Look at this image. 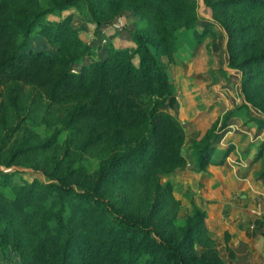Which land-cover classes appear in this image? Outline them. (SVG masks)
Wrapping results in <instances>:
<instances>
[{
  "label": "trees",
  "instance_id": "trees-1",
  "mask_svg": "<svg viewBox=\"0 0 264 264\" xmlns=\"http://www.w3.org/2000/svg\"><path fill=\"white\" fill-rule=\"evenodd\" d=\"M21 1L0 0V84H31L50 102L81 99L84 118L128 133V141L118 147L117 158L101 166L90 186L81 187L56 175L13 185L8 206L0 202V252L7 259L8 246L17 254V260L9 264H196L188 261L187 253L191 254L188 249L194 232L203 228L200 209H193L178 236L171 238L148 218L119 210L100 189L110 175L119 178L122 174L130 182L150 185L154 207L161 197H171V182L160 181V176L186 165L181 152L184 127L175 112L167 109L175 110V94L165 61L153 48L162 49L167 61L174 60L181 45L175 30H190L199 22L194 1L129 0L152 25L154 37L129 31L132 46L115 47L107 40L104 55L86 62L83 59L95 51L77 37L71 15L45 19L46 14L59 15L78 0H47L32 9L14 6ZM85 1L97 27L111 22L109 17L96 15L90 0ZM105 1L115 6L122 0ZM203 1L208 6L230 3ZM246 4L255 7L256 17L235 29L239 52L264 37V0H247ZM202 18L207 19L205 23L214 21ZM214 22L225 32L226 65L239 71L242 93L248 76L240 66L264 61V49L235 61L228 26ZM72 64H78V69L73 70ZM232 115V108L226 110L220 130L215 131L211 123L201 137L190 141L192 169L205 171L208 163L223 162L232 144L217 159L211 160L210 155ZM254 224L258 232L253 234L264 239V218L255 219Z\"/></svg>",
  "mask_w": 264,
  "mask_h": 264
},
{
  "label": "rangeland",
  "instance_id": "rangeland-1",
  "mask_svg": "<svg viewBox=\"0 0 264 264\" xmlns=\"http://www.w3.org/2000/svg\"><path fill=\"white\" fill-rule=\"evenodd\" d=\"M193 1L198 19H201L199 13L203 7L202 11L208 19L228 26L235 61L250 51L264 49V37L240 52L239 46L235 45L238 43L235 29L256 17L255 7L249 8L247 0H230L227 5L212 6L204 4L203 0ZM46 2L23 0L14 6L32 9ZM90 2L96 15L109 17L111 21L120 20L125 35L128 36L129 31H136L146 38L154 37L152 25L129 0H122L115 6L105 0ZM66 14L71 15V25L76 28L77 37L89 43L95 51L85 57L84 62L103 56L107 40L100 41L99 26L91 20L86 1L78 0L59 15L46 14L45 19L56 20ZM214 21L213 24L218 25ZM249 38L247 35L246 39ZM113 41H110L112 45ZM153 50L162 61L166 60V56L161 54L162 49L154 47ZM78 67V64H72L73 70ZM240 67L247 69L248 86L240 93L239 71L233 69L231 93L236 100L231 97L230 105L233 106L228 105L222 110L225 112L232 108L233 115L227 120L223 142L217 146L223 137L221 135L210 159H217L229 144H232V148L222 163H208L220 167L216 170L217 176L224 172L221 165H230L227 183L221 188L211 184L202 192V182L199 184L198 179L195 182L188 180L187 176L195 170L191 167L194 161L189 145L191 140H186L181 146L186 165L172 174L160 176V181L167 179L171 182V197H161L156 207L150 185L130 182L122 174L119 178L110 175L100 186L119 210L131 216L148 218L171 238L178 236L193 209H200L203 228L194 232L193 242L188 249L191 254L187 253L188 261L196 264H262L264 260V239L258 233L253 234L255 230L258 232L254 220L264 218V61L247 67L241 64ZM82 108L83 101L78 98L50 102L38 88L28 83L10 81L0 84V202L8 206L13 185L34 178L43 180L56 175L81 187L90 186L101 166H106L112 158L119 156L118 147L128 141V133L84 118ZM223 112L210 122L215 131L220 130ZM238 114L240 117L237 118ZM117 169L120 172L122 168L118 166ZM204 194L209 196L204 198ZM169 215H173V218L167 220ZM5 252L7 259L0 252V264L17 260V254L8 246ZM201 253L205 259L201 258Z\"/></svg>",
  "mask_w": 264,
  "mask_h": 264
},
{
  "label": "crops",
  "instance_id": "crops-1",
  "mask_svg": "<svg viewBox=\"0 0 264 264\" xmlns=\"http://www.w3.org/2000/svg\"><path fill=\"white\" fill-rule=\"evenodd\" d=\"M204 20L199 19V22L188 31L182 27L176 30L181 46L177 48L174 60H165V68L171 78L176 99L175 110L167 109L175 112L183 125L184 143L186 140L201 137L212 118L218 117L232 102L233 69L226 65L225 34L218 25H214L213 22L205 23L207 19ZM113 46H132V41L121 30L117 32ZM232 106L231 104L230 107ZM223 138L225 134L221 139L219 138L217 146H220ZM228 167L226 163L221 165L224 172L217 176L216 170L220 167L207 164L205 171L192 170V174L187 178L194 182L198 179L199 184L202 182V192L203 190L205 192L211 184L213 187L217 185L221 188L227 183ZM206 196L209 195L204 194V198Z\"/></svg>",
  "mask_w": 264,
  "mask_h": 264
},
{
  "label": "built area",
  "instance_id": "built-area-1",
  "mask_svg": "<svg viewBox=\"0 0 264 264\" xmlns=\"http://www.w3.org/2000/svg\"><path fill=\"white\" fill-rule=\"evenodd\" d=\"M201 12L199 15L202 17H206L205 13L202 11L203 7L200 8ZM123 28L122 22L120 20H114L109 23H102L98 27V35L100 36V41L104 42L105 40L115 41L117 37V32H120ZM233 99L236 100V96L232 95Z\"/></svg>",
  "mask_w": 264,
  "mask_h": 264
}]
</instances>
